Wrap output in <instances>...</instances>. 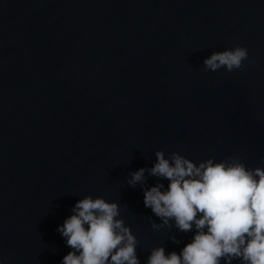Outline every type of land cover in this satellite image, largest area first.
Listing matches in <instances>:
<instances>
[{
	"label": "water",
	"instance_id": "obj_1",
	"mask_svg": "<svg viewBox=\"0 0 264 264\" xmlns=\"http://www.w3.org/2000/svg\"><path fill=\"white\" fill-rule=\"evenodd\" d=\"M237 46L241 69H205ZM158 151L264 168V0H0V264H62L87 196L118 203L140 264L179 253L195 228L144 205Z\"/></svg>",
	"mask_w": 264,
	"mask_h": 264
},
{
	"label": "clouds",
	"instance_id": "obj_2",
	"mask_svg": "<svg viewBox=\"0 0 264 264\" xmlns=\"http://www.w3.org/2000/svg\"><path fill=\"white\" fill-rule=\"evenodd\" d=\"M246 48L214 52L204 60L206 70L243 67ZM149 174L169 181L144 190V205L164 225L174 221L180 232L195 228L192 240L179 253L153 248L146 264H264V168L249 169L237 158L199 163L171 153L156 152ZM144 168L131 174L130 185L143 183ZM57 231L72 249L62 264H140L137 238L125 226L116 202L87 196ZM156 228L157 225L153 224ZM174 242L176 238H172Z\"/></svg>",
	"mask_w": 264,
	"mask_h": 264
}]
</instances>
